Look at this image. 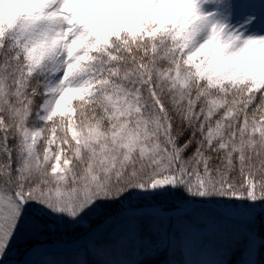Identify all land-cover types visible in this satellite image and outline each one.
Returning a JSON list of instances; mask_svg holds the SVG:
<instances>
[{
    "label": "snow or ice",
    "instance_id": "snow-or-ice-1",
    "mask_svg": "<svg viewBox=\"0 0 264 264\" xmlns=\"http://www.w3.org/2000/svg\"><path fill=\"white\" fill-rule=\"evenodd\" d=\"M0 264H264V0H0Z\"/></svg>",
    "mask_w": 264,
    "mask_h": 264
}]
</instances>
